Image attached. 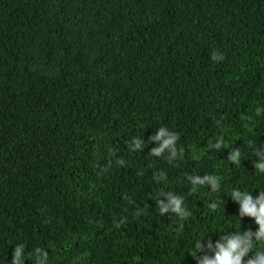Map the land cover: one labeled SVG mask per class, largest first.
Returning a JSON list of instances; mask_svg holds the SVG:
<instances>
[{"label":"trees","instance_id":"1","mask_svg":"<svg viewBox=\"0 0 264 264\" xmlns=\"http://www.w3.org/2000/svg\"><path fill=\"white\" fill-rule=\"evenodd\" d=\"M255 30L264 0H0V264H234Z\"/></svg>","mask_w":264,"mask_h":264},{"label":"clouds","instance_id":"2","mask_svg":"<svg viewBox=\"0 0 264 264\" xmlns=\"http://www.w3.org/2000/svg\"><path fill=\"white\" fill-rule=\"evenodd\" d=\"M251 205L253 208H260L259 217L264 219V195L260 188L254 192ZM245 217L240 219L247 226L243 229V233L249 239L240 235L237 242H242L244 245H236V248L229 247L228 252L223 256L231 257L234 264H264V221L256 223L249 220L250 217Z\"/></svg>","mask_w":264,"mask_h":264},{"label":"rangeland","instance_id":"3","mask_svg":"<svg viewBox=\"0 0 264 264\" xmlns=\"http://www.w3.org/2000/svg\"><path fill=\"white\" fill-rule=\"evenodd\" d=\"M261 31V32H259ZM262 34H264V30H255L253 31V35L255 36H261ZM260 131V134L264 137V128H260L259 129ZM252 158H261L263 160L262 164H263V167H262V170L260 169L259 172L260 173H264V141H262L259 145L255 146L253 149H252ZM208 179L210 180V182L208 181ZM205 182H209L210 183V188L211 190H215L216 189V184L215 182L212 180L211 177H208V176H204V178H200L199 179V183L201 185H204ZM262 184V183H261ZM260 187V190L262 192V194L264 195V184H262V186H259Z\"/></svg>","mask_w":264,"mask_h":264},{"label":"bare ground","instance_id":"4","mask_svg":"<svg viewBox=\"0 0 264 264\" xmlns=\"http://www.w3.org/2000/svg\"><path fill=\"white\" fill-rule=\"evenodd\" d=\"M262 162H263L262 159L259 158V157L253 158L251 164H252V167L255 169L256 172H259V170L262 169V167H263ZM233 175H234V173H233ZM245 184H246V182H243V179L242 178H239L238 183H237V185H236V187H235L234 190H237L239 188H242L243 186H245ZM259 186H262V184L260 183ZM234 190H232V191H234ZM225 193L231 194V191L230 192H225Z\"/></svg>","mask_w":264,"mask_h":264}]
</instances>
